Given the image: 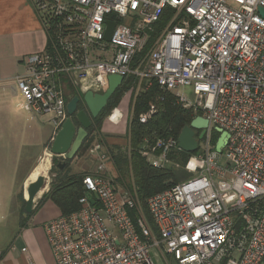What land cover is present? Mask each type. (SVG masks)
Masks as SVG:
<instances>
[{
  "label": "built area",
  "instance_id": "obj_1",
  "mask_svg": "<svg viewBox=\"0 0 264 264\" xmlns=\"http://www.w3.org/2000/svg\"><path fill=\"white\" fill-rule=\"evenodd\" d=\"M29 1L48 41L23 57L15 77L26 112L49 114L60 128L69 116L67 86L103 92L117 74L155 79L198 112L193 118L209 120L187 177L146 201L156 231L136 192L109 177L110 156L91 148L97 166L83 176L82 207L44 225L51 264H170V256L177 264H264V0ZM166 9L168 23L134 66ZM107 20L115 22L108 41ZM119 116L115 107L110 118ZM215 126L229 133L224 164ZM180 149L169 135L141 152L165 168Z\"/></svg>",
  "mask_w": 264,
  "mask_h": 264
},
{
  "label": "trees",
  "instance_id": "obj_2",
  "mask_svg": "<svg viewBox=\"0 0 264 264\" xmlns=\"http://www.w3.org/2000/svg\"><path fill=\"white\" fill-rule=\"evenodd\" d=\"M169 19L170 9H166L160 20L154 24L153 29L150 31V38L145 48L137 53L134 66H137L139 60L153 47L157 37ZM149 81H151V85L147 87ZM138 83L147 88L136 96L134 89ZM70 90L72 96L77 95L78 92L76 90L72 88ZM130 90L132 92L130 119L126 131L128 143L125 147L114 146V150L110 151V154L117 171V186L124 187L130 192H136L146 215L151 220L156 231V227L150 218L146 201L154 193L180 182L181 180L178 181V178L181 172L180 170H175L173 167L157 168L152 166L145 156L142 155L141 150L148 145H152L157 137L173 135L175 138H178L181 129L185 125L190 124L193 119L195 115L193 110L184 108L177 102L175 94L162 90L155 79L139 78L136 75H130L125 78L115 91L103 111L93 118L92 125L88 129V136L76 156L81 155L82 151L88 150L89 145L93 143L94 139L91 137L95 136L94 133L104 138L101 131L104 118L113 107L119 104L124 93ZM153 104H156L157 109L150 114L145 122H141L140 115L147 113ZM212 135L213 141L216 142L219 133L213 129ZM47 153L42 157L39 165L48 172L51 169L53 153ZM191 154L180 149L172 152L169 158L173 162L184 166ZM56 157L54 156L53 158L55 163L51 170L53 178L51 182L50 180L47 182L46 188L42 192V200H52L60 208L62 215H69L82 207L80 198L85 194L83 176L86 173L72 172L70 169L71 160L68 159L66 160V164L60 167L56 161ZM186 177L187 175H185ZM23 201L25 202L24 199Z\"/></svg>",
  "mask_w": 264,
  "mask_h": 264
},
{
  "label": "crops",
  "instance_id": "obj_3",
  "mask_svg": "<svg viewBox=\"0 0 264 264\" xmlns=\"http://www.w3.org/2000/svg\"><path fill=\"white\" fill-rule=\"evenodd\" d=\"M47 41V34L40 16L29 0H0V93L10 89L19 94L15 77L25 70L23 57L43 51L47 46ZM128 92L131 93V91L124 93L116 106L120 111L119 118H110V114H108L102 123L101 131H103L104 139L110 147L128 143L127 138H124V141L121 139L117 141L116 138L104 134V132L123 134L126 137L131 100ZM49 121L53 130H56L52 120ZM98 145L100 146L98 151L106 153L111 158L110 150L105 143L98 142ZM46 154L48 153L46 152ZM110 158L107 162L108 168L109 171H114L111 170L115 166ZM24 159L23 155L19 166H17V171L14 172L15 175L24 166ZM40 159L41 155L39 154L32 169L21 181H18L19 190H15V185L12 186L13 201L11 206L14 209L10 215H5L3 222H0V264H51L53 262V254L46 239L44 225L48 220L61 215V210L52 200H42L43 194L40 198L35 199L31 213L25 211V202L23 201L26 196L25 188L35 170L39 168L42 160ZM96 166L97 162L91 170L92 172L95 171ZM0 204L6 212L8 202H0ZM23 248L26 250L24 251Z\"/></svg>",
  "mask_w": 264,
  "mask_h": 264
},
{
  "label": "rangeland",
  "instance_id": "obj_4",
  "mask_svg": "<svg viewBox=\"0 0 264 264\" xmlns=\"http://www.w3.org/2000/svg\"><path fill=\"white\" fill-rule=\"evenodd\" d=\"M72 86L73 85L70 84L66 87L67 99L70 100L73 97L70 90L71 88L73 90H76L78 92V95L83 96L78 87ZM147 87H149V85ZM147 87H144L142 84L138 83L137 87H135L134 89L135 95L138 96L140 92L142 90H145ZM186 92L189 93V90H186ZM128 93L130 94L129 96L132 97V92ZM114 108L115 107H113L108 114H110ZM152 109H157L156 104H153L147 113H150ZM193 113L196 114L198 112L194 111ZM51 117L52 116L49 114L37 115L26 112L22 108V98L20 94L14 93L10 89H6L2 93H0V202H8V208L6 209V212L2 209L0 204V222H3L5 215H10L11 211H13L14 209L13 206H11L13 201V197L11 196L13 189L12 186L15 185V190H19L20 184L18 183V181H21V179H23L32 169V167L36 163L38 155L40 154L42 159V157L45 156L46 152H51L50 148L53 139L56 132L59 130V128L53 130V126L49 121ZM104 134L114 139L116 138L117 141H119V139L124 141V138H126L123 134L116 135L108 134L106 132H104ZM94 135L95 136L91 137L94 140L93 143L90 144L87 148L88 150L82 151L83 153L81 152V155H78L77 158L75 157L71 160L70 169L72 172H92L91 170L95 166L96 161L91 155L90 150L91 148L96 146L98 142L105 143L110 151L114 150L113 147L109 146L106 139H104L103 137H99V134L96 135V133H94ZM122 144L123 143H120L119 145L125 147L126 144ZM23 155L25 158L24 166L20 169L17 175H15L14 172L17 171V166H19L18 164H20ZM54 156H57V162L66 160L63 156L54 154L52 155L51 169L46 174L47 178L49 177L50 182L53 178L51 170L52 167H54L55 163V161H53ZM226 160L225 149L220 154L219 162L221 164H224L226 163ZM166 166L168 168L173 167L175 168V170H180L181 173L178 181L183 180V178H185V175H188L187 171L185 170V164L184 166L179 165L178 163H175L170 159L166 163ZM111 170L114 171H108L107 173L109 177H112L114 179V182L117 183V171L115 168H112ZM40 196H42V194ZM40 196H38L37 199L40 198ZM169 259L170 264H177L173 257L170 256ZM160 262L161 264H166L162 260V258Z\"/></svg>",
  "mask_w": 264,
  "mask_h": 264
},
{
  "label": "water",
  "instance_id": "obj_5",
  "mask_svg": "<svg viewBox=\"0 0 264 264\" xmlns=\"http://www.w3.org/2000/svg\"><path fill=\"white\" fill-rule=\"evenodd\" d=\"M260 12L264 15V8H260ZM105 39H111L112 31L115 22L106 21ZM108 85L103 92L86 91L83 96L74 95L67 103L68 117L62 123L59 130L56 132L51 145V152L54 155L63 156L66 160H72L77 155L83 142L88 136V129L92 125L91 118L97 117L105 108L112 95L123 83L124 78L121 75L111 74L107 78ZM81 100L84 102L87 110L79 108ZM75 117V120L73 118ZM209 126V120L201 115L194 117L190 124L185 125L178 136L179 147L189 153L198 150L199 142L204 137ZM214 129L219 133L216 141V150L221 152L227 143L229 133L222 128L215 126ZM66 160L59 161L58 165L63 167ZM47 176L43 173H38L32 181L28 182L25 188V211L31 213L35 199L37 198L41 188L45 184ZM93 204L96 203L93 197L90 198ZM155 264H159L154 258Z\"/></svg>",
  "mask_w": 264,
  "mask_h": 264
},
{
  "label": "bare ground",
  "instance_id": "obj_6",
  "mask_svg": "<svg viewBox=\"0 0 264 264\" xmlns=\"http://www.w3.org/2000/svg\"><path fill=\"white\" fill-rule=\"evenodd\" d=\"M38 173H43V174H45V175L47 174L46 170H45L42 166H39V168H37V169L35 170L34 175L31 177V179H30L28 182H30V181H32L33 179H35V177H36V175H37ZM48 180H49V177L46 178V180H45V184H44V186L41 188V190H40L38 196H40V195L42 194V192L44 191V189L46 188V185H47ZM38 196H37V197H38Z\"/></svg>",
  "mask_w": 264,
  "mask_h": 264
},
{
  "label": "flooded vegetation",
  "instance_id": "obj_7",
  "mask_svg": "<svg viewBox=\"0 0 264 264\" xmlns=\"http://www.w3.org/2000/svg\"><path fill=\"white\" fill-rule=\"evenodd\" d=\"M78 94V93H77ZM81 96V95H80ZM80 107H82V108H84V109H86L87 110V107L85 106V104H84V102L81 100V102L79 103V108ZM106 107V106H105ZM82 108H80V109H82ZM103 111V110H102ZM101 111V112H102ZM87 112H88V110H87ZM100 112V113H101ZM89 113V112H88ZM73 118H74V120H75V117L73 116ZM95 118V117H94ZM91 120H93V117L91 118Z\"/></svg>",
  "mask_w": 264,
  "mask_h": 264
}]
</instances>
